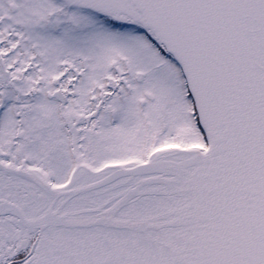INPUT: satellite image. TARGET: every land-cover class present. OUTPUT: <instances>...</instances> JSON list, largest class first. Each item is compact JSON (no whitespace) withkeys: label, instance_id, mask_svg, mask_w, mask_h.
<instances>
[{"label":"snow or ice","instance_id":"6c2138e0","mask_svg":"<svg viewBox=\"0 0 264 264\" xmlns=\"http://www.w3.org/2000/svg\"><path fill=\"white\" fill-rule=\"evenodd\" d=\"M0 264H264V0H0Z\"/></svg>","mask_w":264,"mask_h":264}]
</instances>
